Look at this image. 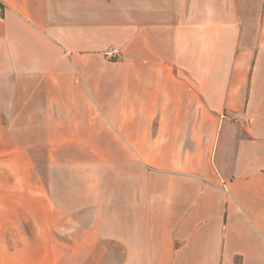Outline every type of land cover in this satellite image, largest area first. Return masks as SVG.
Returning <instances> with one entry per match:
<instances>
[{
    "label": "crops",
    "instance_id": "0c3cea01",
    "mask_svg": "<svg viewBox=\"0 0 264 264\" xmlns=\"http://www.w3.org/2000/svg\"><path fill=\"white\" fill-rule=\"evenodd\" d=\"M13 226L54 264H264V0H0Z\"/></svg>",
    "mask_w": 264,
    "mask_h": 264
},
{
    "label": "rangeland",
    "instance_id": "374dc122",
    "mask_svg": "<svg viewBox=\"0 0 264 264\" xmlns=\"http://www.w3.org/2000/svg\"><path fill=\"white\" fill-rule=\"evenodd\" d=\"M80 183L82 187L83 182ZM78 192L79 194H77L76 196H79L80 205L82 206L84 203L85 195L81 188L78 190ZM67 198L68 197L66 195H59V205H66V203H64V200H66ZM72 203L76 205L75 202ZM65 213L72 216L67 220L68 225L71 227V231L59 230L55 232V239L63 246V248L67 252L69 250V243L71 242L73 233H75V230L83 229L89 223L91 212L89 210H66ZM29 229V227L21 228L18 226H13L11 242L3 243V241H0V252H3L7 249L11 250V255L9 257V261L11 262V264H54L55 261H57L54 258L55 254H57V250L55 251L53 246L48 245L46 242H44L42 247L43 252L41 258H38L37 260L34 258L35 253L30 252V244H28L29 242L27 243V241H30ZM27 246H29V248H27ZM1 261H3V259H0V262ZM65 262L66 261L63 260L60 264Z\"/></svg>",
    "mask_w": 264,
    "mask_h": 264
},
{
    "label": "built area",
    "instance_id": "2783aa9c",
    "mask_svg": "<svg viewBox=\"0 0 264 264\" xmlns=\"http://www.w3.org/2000/svg\"><path fill=\"white\" fill-rule=\"evenodd\" d=\"M118 52L114 51L112 52V56H116Z\"/></svg>",
    "mask_w": 264,
    "mask_h": 264
}]
</instances>
